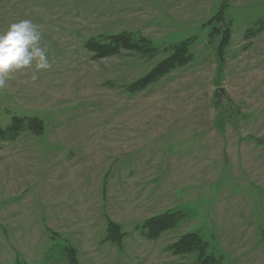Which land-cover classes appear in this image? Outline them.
I'll return each instance as SVG.
<instances>
[{"label": "rangeland", "instance_id": "obj_1", "mask_svg": "<svg viewBox=\"0 0 264 264\" xmlns=\"http://www.w3.org/2000/svg\"><path fill=\"white\" fill-rule=\"evenodd\" d=\"M21 20L51 68L0 91V128L44 124L0 139V264H69L67 245L78 264H203L168 249L188 233L217 264H264V0H0V33ZM122 32L139 47L93 59L88 40ZM184 42L188 64L129 88ZM168 211L183 219L148 239Z\"/></svg>", "mask_w": 264, "mask_h": 264}, {"label": "trees", "instance_id": "obj_2", "mask_svg": "<svg viewBox=\"0 0 264 264\" xmlns=\"http://www.w3.org/2000/svg\"><path fill=\"white\" fill-rule=\"evenodd\" d=\"M224 6L218 11V13L210 20L212 21H222L223 20V9ZM215 32L211 31V34ZM143 38V37H142ZM230 38V31L226 29L222 36V40L218 46V56L219 61H224L225 46ZM110 42H100L96 39H90L86 43V48L94 53L93 59L106 58L113 56L120 52L121 49H136L139 47V43H136L133 39L129 37L127 32H122L120 34L111 35L109 37ZM143 43H147L149 47L147 48L150 54H155V47L152 46L150 41L143 38ZM187 43L184 42L176 51L166 58L164 61L155 66L150 72L139 80L132 83L129 88L132 91H142L148 87L153 82L158 81L163 76L169 74L173 70L188 64L193 57L188 55ZM146 46V45H145ZM151 46V47H150ZM143 52H146L142 50ZM32 131L35 134H41L44 131V124L41 119L37 117L22 118L14 116L11 122L6 127L0 128V139L4 141H13L17 139L22 133L26 131ZM183 219L182 212H172L168 211L160 215H156L147 218L139 226L145 230V236L150 240H155L160 237V235L170 229L175 228ZM125 237V233L122 231L121 227L109 221L108 233L106 236V241H113L121 243L122 239ZM207 248L206 243L203 241L202 237L196 233H188L181 236L178 240L169 245L170 249L175 255H186L193 252H198L199 257L203 264H217L221 259L214 256L205 257V250ZM66 258L69 264H78L76 257V250L72 246H65ZM15 264H26L23 262H16Z\"/></svg>", "mask_w": 264, "mask_h": 264}, {"label": "clouds", "instance_id": "obj_3", "mask_svg": "<svg viewBox=\"0 0 264 264\" xmlns=\"http://www.w3.org/2000/svg\"><path fill=\"white\" fill-rule=\"evenodd\" d=\"M39 27L31 20H21L11 24L6 32L0 33V91L8 87L12 73L31 68L33 62L36 71L51 68L47 48L40 44L42 32Z\"/></svg>", "mask_w": 264, "mask_h": 264}]
</instances>
